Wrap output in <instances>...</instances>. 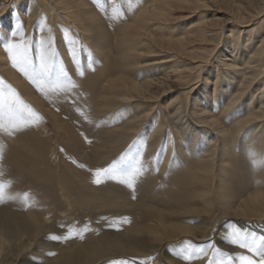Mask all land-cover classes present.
Instances as JSON below:
<instances>
[{
    "label": "bare ground",
    "instance_id": "bare-ground-1",
    "mask_svg": "<svg viewBox=\"0 0 264 264\" xmlns=\"http://www.w3.org/2000/svg\"><path fill=\"white\" fill-rule=\"evenodd\" d=\"M117 4L121 7L123 18L110 19L112 9L118 7ZM10 7H15L14 13ZM102 7L107 8L108 12L101 11ZM257 10L254 18L251 16L253 19L262 14L261 8ZM202 13L201 5L196 0H132L130 8L126 0H115V5L112 0H100V4H94L93 0H0V72L31 98L36 107L43 108L45 103L35 96L33 89L12 68L3 44L10 39L25 41L26 35L34 29L40 35L36 38V48L39 49L41 40L47 42L51 39L53 50L58 51V56L67 65L68 73L74 78L78 76L76 65L86 66L91 50L97 69L94 74L84 69L88 75L81 83L92 94L85 112L90 116L96 115L98 101L104 102L110 111L124 105L119 114L126 118L119 129L113 130L108 143L110 146L117 147L141 131L153 136L161 127L159 121L154 120L145 130L144 126L158 107L166 110L168 120L177 129L174 168L179 166L182 169L177 179L183 186L180 190L185 196L182 202L188 207L184 206L182 211L185 213L176 211L174 215L194 213L196 210L202 212L191 207L202 193L201 199L213 196L217 199L228 221H236L242 227H254L264 234V182L262 184L257 180L260 176L264 178V160L256 163L247 153L248 147H264V38L252 51L250 48L255 33L258 35L260 32L258 30L255 33H252L255 30L246 31L242 40L236 37L238 32L233 31L223 42L217 39L218 33L212 21L206 20ZM17 22L22 25V31L13 38L11 32L17 31ZM67 28L71 31L70 35ZM75 40L77 44L70 43ZM73 49L77 56L75 63L70 56ZM191 92L193 94L189 98ZM170 94L174 96L166 100L164 107L157 104ZM53 117L55 127L63 133L65 141L71 142L73 149L84 148V142L74 128L60 120L59 116L53 114ZM92 125L90 117L86 127L91 135ZM92 138L93 152L99 156L104 148L99 143L101 137ZM187 151L193 152V155L198 151L195 160L198 158L196 165L199 162L200 166H196L192 172L181 166ZM167 155L162 158L164 165L169 160ZM37 159L41 162L42 156ZM253 163L257 164L254 169ZM193 179L205 188L204 191L196 194L195 190H186V187H192ZM117 185L123 193L121 198L126 196V188ZM93 196L81 203L87 205L95 202L98 197ZM116 199L111 197L106 204L118 205ZM142 204L137 209L156 221L162 232L159 240L161 251L170 244L178 245L185 238L204 240L200 226L197 234L196 230L184 223L167 222L164 211ZM5 207L0 209V264H36L25 256L33 245L25 239L30 237L37 241L39 236L51 229L49 223L30 212L29 208L28 214L23 216L10 206ZM207 209L210 211V208ZM138 229L128 231L130 234H140ZM150 232L157 235L153 229ZM107 241L108 236L99 238L94 250L92 245H88L91 250L86 254L85 246L65 250L56 262L50 261L48 264H84L85 256L92 259L98 254L102 255ZM139 245H143L141 241ZM169 262L179 264L171 258Z\"/></svg>",
    "mask_w": 264,
    "mask_h": 264
},
{
    "label": "rangeland",
    "instance_id": "rangeland-1",
    "mask_svg": "<svg viewBox=\"0 0 264 264\" xmlns=\"http://www.w3.org/2000/svg\"><path fill=\"white\" fill-rule=\"evenodd\" d=\"M196 2L201 5V9L204 13L202 14L205 19L212 21V24L218 33L217 39L225 42V40L228 39V36L231 35L233 31H236V33L238 32L236 37H239L242 40L244 38L243 36L246 35V31L255 30L254 32L251 31L252 33H255L258 30L260 32H258V35L255 33L253 38L254 42H252L253 45L252 48H250L252 51V49L254 50L264 38V0H196ZM117 5L121 8L119 4ZM10 8L12 13H14L13 8L15 7ZM258 8H261L262 14L253 19ZM11 28L12 25L8 28V32H10ZM242 31H245V33ZM67 32L69 35L71 34V31L68 28ZM51 33L52 37L55 38V32L52 31ZM25 35L26 34H24V36ZM38 36L40 35L36 34V31L33 29L29 35H26L27 39L25 41L23 39H21L20 42L15 40L17 43L27 42L31 46L33 60L37 63L39 49L36 48V38H38ZM89 55L86 66L77 64L76 67L86 69L94 74L97 69V63L94 61V54L91 50ZM60 57L61 56H59V58ZM60 60L66 71L69 72L65 61H63L64 59L61 57ZM89 64L95 68L94 71L89 70ZM17 73L27 85L33 89L32 91L35 96L45 103V108H40L39 106L36 107L37 105L31 98L30 100L28 96L24 95L14 83L12 84V82L7 80V78L0 72V78L16 89L22 99L42 117V120L38 122V127L28 128L14 136L0 134V143L4 145V156L3 160L0 161V170L3 171L4 175L0 177V183L6 186V197H15V199L6 200L5 203H0V209H4L3 207L5 206H10V209L17 211V213H20L21 215L23 214L24 216L28 214L27 209L29 208L31 210L30 212L39 217L41 216L43 220L49 223L51 229L49 228V230L39 236L37 241H34L30 237L25 239L27 243L33 244L30 250L31 252L29 251L25 253V256H27V258L33 263L48 264L50 261L56 262L57 257L61 256L65 250L67 251L75 247L85 246L84 251L86 254L91 250L89 246L92 245L94 250L96 248L95 245L97 240L104 236H108V241L104 251L101 252L102 255L98 254L99 256L96 255L92 259H86L87 257L85 256L84 264H111V261L113 260L125 258L146 261L147 264H172L169 262V259L171 258L179 264H186V262L180 258V248L183 241H191L194 245H204L214 241L215 245L223 252L232 255L242 253L243 250H238V248L230 246L225 239L226 233L229 230L227 227L228 224L235 223L237 226L240 225L236 221H228V219L223 216L218 201L214 196L207 199H201L200 194L202 193L200 192L204 191L205 188L197 184L198 182L195 181V179H193V185L191 184L192 187H186V190L189 192L195 190L194 192L196 194L200 193L199 196L196 197L197 199L193 201L191 207H193V209H201L198 211L202 212L198 213L196 210L194 213L174 215L178 212H186L182 211L185 206L182 199L185 196L180 192V190L183 189V186L178 180L181 176L179 174H181L180 171L182 169H180L179 166L175 167L176 169L174 168L178 146L176 141L177 129L175 130L174 125L168 120L169 115L165 109L158 107V111L155 115H151V118L146 122V127L144 126L145 130L154 123V120L159 121L161 127L156 130L153 136H147V134L145 135L143 131H141L138 132L137 135L131 138L129 137L130 140H127V142L123 141L117 147H113V145L110 146L108 144L109 139L113 136V130L119 129V125L121 126L126 118H124V115L119 114L122 112L124 105H120L110 111L106 108L104 102L98 101L96 115H93L94 117L88 115L85 112V108L87 106L86 103L90 100L89 98L92 97V94L91 91L89 93V89L85 88L86 86H83L81 83L85 81L88 74H85L83 78L79 76L74 78V76L70 75L78 85V88L72 94L74 97V100H72L66 99L63 95H56V93L54 94L52 92H49L47 96L42 95L21 73L18 71ZM191 94H193V92L190 93L189 98L192 97ZM172 96H174V94L165 96L163 99L157 101V104L164 107L166 100ZM64 105L67 107L65 106V108ZM77 108L84 112L83 116L76 111ZM71 111L75 113L73 116L71 115L73 114ZM53 114L56 117L59 116L58 118L60 120L74 128L80 138H82L85 145L84 148L73 149V144L69 142L71 144L70 146V144L65 141L63 133L58 131L55 127ZM90 117L93 124L92 135L87 131L86 127L90 121ZM97 129L99 133L97 132ZM78 130H80V132ZM93 136H95L96 139L101 137L99 138V143L104 146V148H102L103 150L101 149L99 156H96L93 152ZM138 137L142 139V141L137 143V148L139 149L141 145L144 146L143 160L145 162V171L138 181L135 191L133 192L122 185L126 188L127 192L125 193L126 196L121 198L123 193L118 187H116L118 186V183L107 181L101 185H96L94 183L95 170L106 167L112 161L116 160L125 152L130 144L137 141ZM250 144L252 145V143ZM183 145L186 146L185 142ZM247 153L256 163L260 160H264V147L262 149L248 147ZM165 154H168L167 156L169 158V160L166 161V165H164V162L161 163ZM197 155L198 151H195L194 155L193 152L187 151V157H183L184 160L182 159V161L184 162L181 166L187 168L189 172L194 171L196 166H200L199 162H197L196 165V160H198V158L196 160L195 158ZM39 156H42L41 162L37 159ZM73 161H75V163H73ZM36 163L37 165H35ZM80 165H83L84 167H80ZM254 166L253 169L256 168L257 164H254ZM90 170L91 174L89 173ZM257 176H259L258 172ZM257 180L259 183L264 182L263 176L258 177ZM109 183H111V185H109ZM8 185H10V187H8ZM93 195L98 197L95 201L96 203L91 202L87 205L81 203L85 201L87 197ZM111 197L114 199L117 198L116 201H119V204H106V201ZM25 198H27V203H25ZM124 199L126 200L125 202ZM139 201L141 202L140 204ZM142 202L144 205H147L152 209L164 211L163 213L165 217L168 218L167 222L177 221V223L180 224L184 223L183 225L191 226L196 230L197 234L200 226V228H202L201 230L204 232V240H201V238L198 240H195L194 238H185L178 245L170 244L166 250L161 251L159 246L161 241L159 240L162 238L160 237L162 232L159 230L156 221L149 219L141 210L137 209L138 205H143ZM207 202L208 206H206ZM211 204H213L212 207ZM207 208H210V211H207ZM86 227L89 229L87 232H80V230ZM240 227L244 229L248 228L247 230L250 232L254 231L257 234H261L258 230L253 229L254 227ZM136 228H139L138 230L141 235L137 232H134L135 235L130 234L131 232L128 231H133ZM69 229L73 230L72 235L76 238L63 242L49 239V237L53 235L65 236L68 234ZM148 229L155 230L157 235L155 236ZM77 232H80V234L83 235V239L77 237ZM199 240L201 241L198 242ZM139 241H141L143 245H139ZM50 252L55 253V255L48 256L47 253ZM209 255H211V253H209ZM192 264H207V258L193 261Z\"/></svg>",
    "mask_w": 264,
    "mask_h": 264
},
{
    "label": "snow or ice",
    "instance_id": "snow-or-ice-1",
    "mask_svg": "<svg viewBox=\"0 0 264 264\" xmlns=\"http://www.w3.org/2000/svg\"><path fill=\"white\" fill-rule=\"evenodd\" d=\"M126 2L130 8L132 0H126ZM93 3L100 4V0H93ZM112 3L115 5V0H112ZM101 11L107 13L108 9L102 7ZM109 18L113 20L122 19L121 8L114 6ZM15 27L17 31L11 33L13 38L22 31L20 22H17ZM52 43L51 39L47 42L44 40L39 42L38 63L33 60L31 46L27 42L17 43L14 39H10L4 44V50L8 53L12 67L32 83L42 95L47 96L49 92H52L63 95L66 99L74 100L72 94L78 85L66 71L58 56V51L53 50ZM70 43L75 45L76 41H70ZM70 56L75 63L77 56L74 49L70 50ZM89 70L94 71L95 68L89 64ZM76 74L83 78L85 71L78 67ZM76 111L83 116V112L79 108ZM41 120L42 117L22 99L16 89L0 78V134L14 136L28 128L38 127V122ZM139 140L138 137L137 141L130 144L125 152L108 166L95 170L94 183L101 185L107 181H113L134 192L145 171L144 146L141 145L139 149L136 146ZM3 149L4 145L0 143V161L3 160ZM80 167L84 166L80 165ZM3 175V171L0 170V177ZM5 188L6 186L0 183V203L15 199L12 196L6 197ZM25 203H27V198H25ZM227 227L229 230L226 233V242L232 247L243 250L242 253L232 255L223 252L215 245L214 241L204 245H194L191 241H183L180 248V258L186 264H192L193 261L202 258H207V264H264V234L250 232L235 223H230ZM88 230L86 227L80 232H87ZM72 232L73 230L69 229L67 235H53L49 239L63 242L76 238ZM80 232H77V237L83 239ZM47 255L53 256L55 253L50 252ZM111 264H147V262L125 258L113 260Z\"/></svg>",
    "mask_w": 264,
    "mask_h": 264
}]
</instances>
